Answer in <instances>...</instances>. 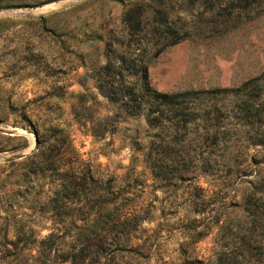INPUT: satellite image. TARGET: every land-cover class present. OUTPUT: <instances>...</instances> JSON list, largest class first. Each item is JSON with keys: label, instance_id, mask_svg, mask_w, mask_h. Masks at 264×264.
<instances>
[{"label": "rangeland", "instance_id": "1", "mask_svg": "<svg viewBox=\"0 0 264 264\" xmlns=\"http://www.w3.org/2000/svg\"><path fill=\"white\" fill-rule=\"evenodd\" d=\"M121 55L128 85L141 82L127 67L147 65L142 105L107 94L103 67ZM153 107L183 146L168 168L159 153L153 169L170 132ZM60 152L79 184H61ZM0 157V264H207L234 250L264 214V0H0ZM109 205L138 213V229L97 219ZM246 246L264 264V242Z\"/></svg>", "mask_w": 264, "mask_h": 264}, {"label": "trees", "instance_id": "2", "mask_svg": "<svg viewBox=\"0 0 264 264\" xmlns=\"http://www.w3.org/2000/svg\"><path fill=\"white\" fill-rule=\"evenodd\" d=\"M116 61L118 63L117 66L112 61L107 60V62L105 63L103 67L106 70H112L114 77H115V80L113 81L116 82V87H113L114 84L107 81L108 90L112 88L111 91L107 90V94L112 95L114 93L116 94L117 91H119L118 93L120 94H118V99H122L126 95L134 94L136 98H132V99H134V101L137 100L138 105H142V102L140 100L141 97L143 96L145 97L146 95L144 94L149 95L150 93L151 94L154 93V91L149 86L148 75H147V65L145 63L143 64L133 63L132 66L127 67L128 68L127 74H133L137 76V80L141 82V85L136 88L133 84L128 85L126 82L125 75L121 73V68L123 67V63H124V56L121 55L117 57ZM121 88H125L126 90L123 92H120L119 89ZM161 95H165V94H161ZM188 101H189L188 99L185 100L184 107H182V104L179 102H174L173 100L169 101L166 104L167 111H169L171 114L175 110V108L190 109ZM151 112H154V113L157 112L153 116V118H160L161 120H163V118L165 117L164 120H166V125H167L165 127L167 128V131L170 130L169 138H167V140H164L162 144L160 143L155 148L151 149V152L154 151L153 157H154L155 166H153V169L156 166L159 169L163 167L162 164L159 165L158 163L157 155L159 153L165 158L164 167L168 168L171 165H173L174 162L176 161L177 154L179 152H182L181 150V147H183L182 144H180V142L176 141L171 136V134L174 133L175 130H177V125H176L177 123L174 122L175 121L174 117L171 118L172 117L171 116L170 117L171 119H170L168 118V114L166 113L165 115L160 114V111L157 108H154V107L151 108ZM35 135H36V140H37L36 148L38 149L37 154L41 155L43 153V150H41L40 147L44 141L41 140V137L37 133ZM167 151L169 152V154L165 153ZM32 154L35 155L34 152ZM59 154L60 155L57 158H55V160L53 161L54 163L57 164L56 169L59 170L61 176H63L61 184L64 185L66 182H68L69 184H75V185L79 184L82 180L81 170H79V166L74 165V164H70L67 166L63 165L62 163H60V161L64 157V152H60ZM128 209L129 208H126V209L122 208L119 210L118 206L117 207L116 206L111 207L110 205L102 206V207L95 209L94 215L97 216V219H98L104 215L110 216V214L114 212L113 213L114 216L109 217L110 223H112L114 227H118L119 229L125 231L126 233H130L138 229V225H139L138 223L140 221L139 220L140 216L138 213L132 212ZM245 210L248 211L247 206H245ZM98 223L99 222H97V224ZM248 223L249 224L245 230L247 233V239H245L243 235V237L239 238L238 245L234 250H229V251L220 253L212 262L207 263V264H250L253 258L250 252L248 251V247L246 246V243L248 244L249 242H254V243L262 244V242H264L263 237L261 236L264 234V214L263 213L257 214L255 212L253 216L250 217V220ZM92 224L94 225V223ZM108 229H109L108 227L105 229H102L104 236H106V234L108 233ZM87 230H88V227L84 226L81 234ZM85 249L87 248L86 247L83 248V250Z\"/></svg>", "mask_w": 264, "mask_h": 264}, {"label": "water", "instance_id": "3", "mask_svg": "<svg viewBox=\"0 0 264 264\" xmlns=\"http://www.w3.org/2000/svg\"><path fill=\"white\" fill-rule=\"evenodd\" d=\"M4 13H13V14H18V12H9V11H4ZM0 159H1V157H0Z\"/></svg>", "mask_w": 264, "mask_h": 264}]
</instances>
